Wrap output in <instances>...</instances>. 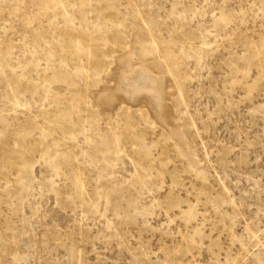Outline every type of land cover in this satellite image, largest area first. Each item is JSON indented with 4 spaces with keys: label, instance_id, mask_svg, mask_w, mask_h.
Here are the masks:
<instances>
[{
    "label": "rangeland",
    "instance_id": "374dc122",
    "mask_svg": "<svg viewBox=\"0 0 264 264\" xmlns=\"http://www.w3.org/2000/svg\"><path fill=\"white\" fill-rule=\"evenodd\" d=\"M0 264H264V0H0Z\"/></svg>",
    "mask_w": 264,
    "mask_h": 264
}]
</instances>
